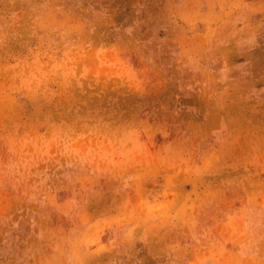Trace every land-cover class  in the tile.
<instances>
[{"label":"rangeland","instance_id":"obj_1","mask_svg":"<svg viewBox=\"0 0 264 264\" xmlns=\"http://www.w3.org/2000/svg\"><path fill=\"white\" fill-rule=\"evenodd\" d=\"M0 264H264V0H0Z\"/></svg>","mask_w":264,"mask_h":264}]
</instances>
